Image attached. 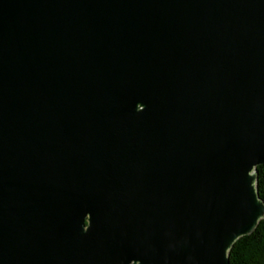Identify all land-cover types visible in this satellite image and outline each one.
<instances>
[{
    "label": "water",
    "instance_id": "95a60500",
    "mask_svg": "<svg viewBox=\"0 0 264 264\" xmlns=\"http://www.w3.org/2000/svg\"><path fill=\"white\" fill-rule=\"evenodd\" d=\"M262 163L264 0H0V264H230Z\"/></svg>",
    "mask_w": 264,
    "mask_h": 264
},
{
    "label": "trees",
    "instance_id": "16d2710c",
    "mask_svg": "<svg viewBox=\"0 0 264 264\" xmlns=\"http://www.w3.org/2000/svg\"><path fill=\"white\" fill-rule=\"evenodd\" d=\"M258 196L264 201V163L255 167ZM230 264H264V217L247 235L240 236L228 251Z\"/></svg>",
    "mask_w": 264,
    "mask_h": 264
}]
</instances>
